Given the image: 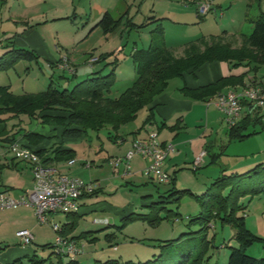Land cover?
<instances>
[{
  "label": "rangeland",
  "instance_id": "1",
  "mask_svg": "<svg viewBox=\"0 0 264 264\" xmlns=\"http://www.w3.org/2000/svg\"><path fill=\"white\" fill-rule=\"evenodd\" d=\"M206 2L208 0H126L125 3L123 0H0V56L6 52L5 45L9 43L10 37L13 38L17 48L32 49L28 45L15 42L17 40L15 37H21L19 41L23 42L27 40L29 34L36 32L50 47L41 51L42 53L35 50L39 56L32 61L20 60L8 70L0 71V83L11 84L10 88L17 93L45 90L52 80L54 85L61 89H71L79 81L92 76L93 72L101 70L102 74H107L115 66L116 81L106 95L116 98L136 79L137 72L132 53L135 49L150 46L152 30L156 23L144 28L131 29L126 26L125 17L114 31L104 32L102 27L92 30L105 10H110L116 18H119L126 7L131 6L129 15L133 16L137 23L147 21L151 14L168 17L169 19L163 20V25L166 26L165 39L170 46L179 48L178 50L180 47L177 46L183 41L194 40L203 35L208 37L219 35L224 37V40L234 38L235 41L230 40V43L234 47H239L243 43L244 35L252 30L250 19L264 11V0H213L212 9L207 14H200L199 6ZM74 10H76L75 17L71 18ZM45 52L53 55L57 60L69 59V63L72 62L71 64L76 66L73 67L79 71L78 75L74 77L68 68L52 66L51 62L55 61H51L52 59H49ZM99 56L100 60L96 61ZM93 57H96V62L92 61ZM180 83L182 80L179 77L173 78L164 92H174L175 87ZM145 113V109L140 110L137 119L125 125L133 128L140 126ZM18 121L15 119L13 122ZM32 126L38 127L40 131L50 128L37 119H33ZM255 127L260 129L261 124L258 123ZM252 128L253 126L250 125L247 132ZM111 131L110 126L99 131L88 130L83 139L72 143L78 161L68 170L69 175L94 181L97 187L101 186L104 189L98 198L100 202L96 204L97 209L84 217H79L76 228L71 233L78 235L83 230L95 231L91 235L96 239L94 241L84 239L81 253L77 254L78 259L84 264H96L97 260L109 258L143 261L158 253V240L176 238L183 232L199 229L197 224L188 225L189 219L197 216L201 211L198 200L191 194H185L179 202L166 203L167 208L177 210L180 215L178 219L175 216L164 219L158 226L137 220L129 222L124 228L112 226L104 229L107 223L94 222V218L98 217L107 218L110 224L121 225L125 214L131 211L148 212L150 207L145 204L157 200L159 192L169 188V184L158 186L148 178V182H144L146 176L143 177L139 172L133 173L131 177L129 175L123 177L121 172L123 164L119 167L120 174L113 172V167L106 158L110 156L109 159L112 161L121 159L131 146L128 148V140L124 143L115 141L114 137H110ZM223 140L226 141V148L225 145L222 147L214 143L210 147L211 154L224 149V154L217 162L203 164L196 172L193 170V165L181 170L176 178V188H188L195 193H202L223 170L226 173L245 172L255 166L254 164L251 167H241L245 161L264 156V130L243 140L229 141V137ZM100 148L102 154L98 156ZM209 158L210 156L205 157L204 161H208ZM85 162H91L92 166L86 167L83 165ZM1 174L5 182L12 185L17 184L14 180L15 175H22L26 181L25 186L29 185L28 168L21 172L4 169ZM133 178L136 182L132 181ZM260 183H264V176L255 175L245 181L244 187L251 188ZM240 204L246 207L240 211V214L246 216L248 227L264 238V191L254 195L247 194L240 199ZM26 207L34 209V212L31 210L23 212ZM160 213L166 215L167 209ZM49 219L62 225L67 217L65 213H53L49 215ZM27 225L33 227L31 231L36 238L32 244L23 249L16 231ZM113 231L116 232V237L109 242L105 234ZM56 235L50 222H39L33 206L21 205L0 210V263L28 264V257L23 254L29 256L36 254L37 259L44 261L29 264H56L58 260L66 264L72 258L71 255L59 256L56 247L42 246L46 243L54 244ZM234 235L235 229L229 223H222L219 218L212 222L209 238H213V241L208 253L213 255V262L220 264L228 262L230 246L238 245ZM247 253L255 257H264V244L255 242L247 249ZM19 257L22 258V263H14Z\"/></svg>",
  "mask_w": 264,
  "mask_h": 264
},
{
  "label": "trees",
  "instance_id": "2",
  "mask_svg": "<svg viewBox=\"0 0 264 264\" xmlns=\"http://www.w3.org/2000/svg\"><path fill=\"white\" fill-rule=\"evenodd\" d=\"M128 14L129 11H126L119 18H115L107 10L92 28L102 27L104 32H111L122 23L125 17L126 26L131 29L144 28L151 23H157L152 30L150 46L135 49L132 53L137 77L133 84L120 96L111 98L106 95L116 81L115 66L107 74H102L101 70L93 72L92 76L79 81L71 89H61L54 85L52 80L45 90L17 94L11 90L9 85H0V124L6 123L9 118L25 114L30 118L40 120L43 124L61 127V137L63 139L78 138L88 130L99 131L106 126H110L112 129L110 137L116 138L120 128L135 120L139 111L144 108H149V114L140 130L147 124L155 122V105L153 103L156 97L167 89L170 80L183 77L186 73H194L207 62L226 61L234 67L247 66L249 71L264 72V11H261L255 18L250 19L252 30L249 34L244 35L241 46L234 47L230 40H224V37L219 35L211 37L203 35L189 41L185 45L182 54L176 53L166 43L165 30L162 23H160L163 18L152 16L146 22L137 24L131 17L127 16ZM8 40L10 41L6 44L7 50L0 56V71L8 70L20 60L32 61L38 58L34 50L17 48L12 37ZM100 58L99 56L96 61ZM245 78V73L224 76L216 82L197 88L183 86L181 91L191 98L207 100L219 92H224L227 87L244 86L246 84ZM253 113L254 111H248L240 121L229 128V141L243 140L264 130V124L261 122L260 117ZM258 123L261 124L260 129L255 127ZM164 125L165 123L162 124V126ZM250 125L253 128L247 132ZM175 127L176 124L171 126V128ZM113 132H116V134H113ZM17 133L7 135L6 141L10 144L16 141ZM23 136L28 141L26 146L36 147L35 151L38 152L44 163L55 164L74 158L75 150L64 147L63 140L58 145L45 148L39 147V144L46 139L45 135L27 130ZM208 148L209 146L205 148L207 155L209 154ZM218 156L219 154L213 155L209 164L214 163ZM199 168H193V170L196 172ZM255 175L264 176L263 162L255 164L245 172L226 173L223 170L221 175L215 178L202 193H195L188 188H176V178L171 175L169 188L160 193L157 200L145 204L150 207L148 212L131 211L122 217L124 222L121 225H107L104 229L111 226L124 228L129 222L137 220L147 221L152 226H158L164 219L174 216L178 219L180 213L177 210L167 208L165 204L179 202L185 194L194 195L200 204V213L188 221L189 226L197 224L199 229L183 232L176 238L158 240L159 251L149 259L122 261L119 258H109L97 260L96 264H220L213 262V255L208 253L213 241V238H209V228L217 218L221 219L222 223L232 225L235 229L234 236L238 241L237 246H230L228 262L225 264H264V257H255L247 253V249L255 242L258 241L264 244V238L255 234L247 226L246 216L240 214L241 210L246 209L244 205L240 204L242 197L249 193L254 195L264 191V183L251 188L244 187L245 181ZM98 192L99 188L91 193H84L83 196L87 194L94 195ZM165 209H167V214L161 215L160 212ZM65 214L70 220L61 225L60 234L63 237L69 241H74L76 244L80 238L89 241L96 239L95 236L91 235L95 232L93 230H86L79 235L69 236L76 228V220L71 218L75 217L77 212ZM115 237L116 232L114 231L105 234V238L109 242ZM42 246L56 247L55 243H46ZM56 253L59 256L70 255L57 250ZM79 253H81V250L75 256L71 255L72 258L66 264H84L76 257ZM27 257L28 264L44 261L37 259L36 254L27 255ZM22 261V258H17L14 263H22ZM56 264H62V261L58 260Z\"/></svg>",
  "mask_w": 264,
  "mask_h": 264
},
{
  "label": "crops",
  "instance_id": "3",
  "mask_svg": "<svg viewBox=\"0 0 264 264\" xmlns=\"http://www.w3.org/2000/svg\"><path fill=\"white\" fill-rule=\"evenodd\" d=\"M123 2L125 3L126 0H123ZM130 9H131V6H127L124 13L126 11H129V13H130ZM105 11H107V10H105ZM108 11H110V10H108ZM75 14H76V10L73 11V15L71 18H74ZM127 16L131 17L132 20L135 23H137L134 20L133 16H131L129 14ZM152 16H156L158 18H163L160 21V23H162V25L164 24L163 20L169 19L168 17L160 16L159 14H151V15H149V18ZM174 22H176V21H174ZM141 23H143V22H141ZM141 23H137V24H141ZM153 24H155V23H153ZM156 25H157V23H156ZM163 27L165 30L166 26L163 25ZM92 30H94V29H92ZM226 31H225V33H226ZM206 36H208V35H206ZM18 37L17 36L15 37V40L17 39L15 42L18 41V43H21V45H24V46L28 45L34 51L37 50L40 53H42L41 51H43L44 49H50L49 45L46 44V41L44 40V38H42L37 32L33 33V34H29V36L27 37V40L23 41V42H20L19 39L21 37H19V38ZM229 40L235 41L234 38H231V39L229 38ZM189 41H191V40H189ZM189 41H183L181 44H179L177 47H180V50H178L179 48L178 49L175 48L176 46H170L167 42L166 43L170 47H172L176 51V53L181 54V53H183V49H184L185 45ZM14 45L16 46V43H14ZM5 47H6V45H5ZM21 48H23V47H21ZM45 53H47V52H45ZM47 55H48L49 59H52L51 61H55V62H51L52 66H57L60 68L61 67L60 65L62 63H64V61H65L64 59L62 60V58L60 60H57L54 58L53 55H51L49 53H47ZM38 56H39V54H38ZM68 63H69V59H68ZM71 63L72 62H70L69 64H71ZM70 66L76 67L73 64H71ZM74 69H75V72H72V73H73L74 77H76L78 75L79 71L76 70V68H74ZM262 72L263 71L255 73L253 71H249V67H247V66L234 67L232 64H230L226 61H221V62L214 61L211 63H206L202 67L198 68L194 73L193 72L186 73L183 77H179L182 80V83H180L178 86L175 87L174 92L171 93L169 91H166L157 97V99L153 103V105H155V109H154V114H155L154 121L155 122L147 124L143 129L140 130V128L142 127L146 117L149 114V108H144L146 110V113H145V117L143 119V123L140 126H136L134 128L130 127V126L127 127V125H123L120 128V130L118 131V134H117L118 137H116V138L114 137L115 141H117L118 143H124L125 141L128 140L129 141L128 148H129L131 146L134 138L146 137L150 131H157L158 132V138L161 142H163V143L172 142L175 146V150L168 155V157L165 160V164H164V168L166 169V171L169 174L175 176V178H177L178 172H180L183 169L190 168V166L193 165V161H194L196 155H198L199 152L202 149H205L207 146H209V148H208L209 154L206 157L210 156V158L208 161L205 160L203 164L204 165L206 163L209 164L212 160V156L219 154V156L215 159L214 163H216L217 160L220 158V156H222L224 154V149L221 150V152H215V153L213 152L211 154L210 147L213 146V143H214V145H220V146L222 145V147L225 145L226 141L223 140V138H225V139L228 138L229 127L226 124L222 113L213 104H208L206 102V100H199V99H194V98H191L189 96H186L181 91V88L183 86H187L190 88H197V87L209 84V83L216 82L224 76L239 75L242 73L246 74L245 81L247 83L250 80V78H252V76L254 74L258 75V74H261ZM0 85H9L10 86L11 84L0 83ZM242 87L243 86H235V87L231 86V87L225 88L224 91L230 90V89H240ZM11 90L14 91L13 89H11ZM25 92H31V91H25ZM15 93H17V92H15ZM17 94H22V93H17ZM15 119H18L19 121L13 122ZM33 119H35V118H30L29 116L22 114L19 116H14L12 118H9V120L6 123L0 124V145H2V150H0V174L2 173V171L4 169H9V170H12L13 172L14 171L21 172L25 168H28V171H29L30 181L28 183L29 184L28 186H25L26 181H24V179L22 178V175L21 176L15 175L14 180L16 181L17 184L12 185V184H9V182H5V180L3 179L2 174H1L0 192H7L10 195H12L13 197H19L26 190L32 188L33 183H34V179H33V173H32L30 166L27 163H24L23 161H21L20 159H17L14 156L13 152L10 150V148H9L10 143L8 141H6L7 135H11L13 133L18 132L17 133V140L22 144L28 145V141L23 136L25 131L29 130V131L41 133V134L46 136V139L41 144H39V147H45V148H50V147H53L55 145H58L63 140L64 141L63 142L64 147L71 148V149L75 150L74 159L76 160V162L73 165H69L67 161H61V162H57L55 164L63 172H65L66 174L69 175L68 170L71 169L78 161L77 152H76L75 147L72 145V143L75 140L83 139L84 135H86L88 132L87 131L85 134L83 133L78 138H64L63 139L61 137V134H62V128L61 127L49 125L50 128L48 130H41L40 131L38 127L32 126ZM38 121L41 122L40 120H38ZM22 122H23V125L25 124L24 126L22 125ZM164 123H165V125L162 126V124H164ZM175 124H176V127L171 128V126L175 125ZM45 125H48V124H45ZM45 128H47V127L45 126ZM111 134L112 133H110V135ZM226 147H227V144L224 146V148H226ZM32 148L34 150L37 149L36 147H32ZM101 151H102V148H100V150L98 151V153H99L98 156H101V154H102ZM14 157L16 158L15 160H14ZM104 158H106V157H104ZM109 158H110V156H108L106 158V160H108L109 164L113 167V172H117L119 174L122 172L123 177H126L128 175L131 177V175L133 173L136 174V172L142 173L143 177L146 176L143 173V169L151 161L150 158L145 159V158L140 157V156H135L130 162V165H131L130 171L127 173L126 172L125 156L123 158H121L118 163H115L114 160L112 161ZM260 162L264 163V156L255 157V159L252 161H245V163H243L241 165V167H243V168L251 167L254 164L260 163ZM85 163H83V165H85ZM214 163H212V164H214ZM121 164H123L122 165L123 166L122 171L119 169ZM91 166H92V163H91ZM86 167H88V166H86ZM70 176H72V175H70ZM147 178L151 182H153L159 186L160 183L156 182L154 179H152L151 177H148V176H146L144 182H146L148 180ZM133 179H132V181L136 182V180L135 179L133 180ZM86 182H94V181H86ZM21 186H23L24 188H20ZM98 188H99L98 193H96L94 195L93 194H87V195L82 196L80 198L79 210L77 211L76 216L71 218L72 220L73 219L76 220V225L78 223L77 219L79 217H84V215H86L92 211H95L97 209L96 204L100 202V200H98V198L101 195V193L104 192L103 187H101V186L96 187V189H98ZM159 193H162V192H159ZM102 209H104V208H102ZM28 210H31L34 212V209H30V208H27L23 212H26ZM66 217H68V216L66 215ZM68 220H70V219L67 218L66 221H68ZM97 220L102 221V222L107 221V225H113V224L109 223V220L107 218L106 219L98 218V217L94 218V222L102 223V222H98ZM21 229L31 230V229H33V227L31 228V226L27 225L25 227L17 229V231H19ZM83 231H81V232H83ZM71 233L69 234V236L74 235V234L72 235ZM34 237L36 238L35 234H34ZM19 242H21V240H19ZM83 242H84V238H80L77 240V244L80 246V248H82V246H84ZM20 245L22 246L21 248H23V249H25L27 247V246L22 245L21 243H20ZM23 255L27 256L28 254H23ZM19 258H21V257H19ZM4 264H8V263H4Z\"/></svg>",
  "mask_w": 264,
  "mask_h": 264
},
{
  "label": "built area",
  "instance_id": "4",
  "mask_svg": "<svg viewBox=\"0 0 264 264\" xmlns=\"http://www.w3.org/2000/svg\"><path fill=\"white\" fill-rule=\"evenodd\" d=\"M212 3L213 0H208L201 4L198 12L207 14L212 9ZM64 60L60 66L75 72L74 67L67 62L68 59ZM95 60L96 57H93L92 61ZM206 102L213 104L222 113L229 128L240 121L248 111H254L253 114L259 116L264 124V72L258 75L254 74L242 88L219 92L208 98ZM251 107L252 109H250ZM9 148L17 159L30 166L34 183L32 188L26 190L19 197H13L7 192H0V210L21 205L33 206L39 222H50L56 231V250L75 256L81 248L74 241H69L60 234L61 224L51 221L49 215L77 212L83 194L93 192L97 186L94 182H86L78 176L66 174L54 163H44L37 151L18 140L12 142ZM174 150L175 146L172 142L163 143L159 140L157 131H150L146 137H136L125 155L126 172L130 171V162L135 156L150 158L151 161L143 169V173L160 184H169L171 175L164 168V164L168 155ZM206 156L207 150L202 149L193 161L194 168L201 167ZM119 161L120 159H117L115 163ZM67 162L69 165H73L76 160L73 158ZM85 165L90 167L91 162H86ZM16 234L24 246L32 244L35 239L29 229H21Z\"/></svg>",
  "mask_w": 264,
  "mask_h": 264
},
{
  "label": "water",
  "instance_id": "5",
  "mask_svg": "<svg viewBox=\"0 0 264 264\" xmlns=\"http://www.w3.org/2000/svg\"><path fill=\"white\" fill-rule=\"evenodd\" d=\"M250 109H252V107Z\"/></svg>",
  "mask_w": 264,
  "mask_h": 264
}]
</instances>
